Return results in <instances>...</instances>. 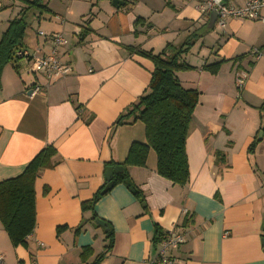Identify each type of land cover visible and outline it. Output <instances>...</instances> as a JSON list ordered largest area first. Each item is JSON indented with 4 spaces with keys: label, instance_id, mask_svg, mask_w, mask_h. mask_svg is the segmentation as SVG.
I'll return each instance as SVG.
<instances>
[{
    "label": "crops",
    "instance_id": "crops-1",
    "mask_svg": "<svg viewBox=\"0 0 264 264\" xmlns=\"http://www.w3.org/2000/svg\"><path fill=\"white\" fill-rule=\"evenodd\" d=\"M41 4L46 11L0 0V40L23 17L20 48L47 55L51 42L38 32L61 33L67 43L57 49L58 59L69 68L53 82L19 60L0 73V182L22 175L43 149L55 151L53 167L33 183L35 228L26 243L13 246L0 224L4 263L92 264L103 255L98 264H152L157 227L183 235L172 252L176 264H264V23L228 18L220 28L213 13L202 15L188 0ZM166 47L186 50L182 61L193 70L176 77L199 94L185 142L188 182L161 178L149 150L144 167L127 170L143 203L124 185L112 186L93 207L108 225L101 227L81 204L104 185L105 164L123 163L132 143L145 142L141 122L113 126L143 95L153 70L126 48L159 54ZM254 48L263 53L259 59ZM222 61L215 75L204 69ZM109 229L113 244L105 252ZM84 248L91 251L82 262Z\"/></svg>",
    "mask_w": 264,
    "mask_h": 264
},
{
    "label": "trees",
    "instance_id": "trees-1",
    "mask_svg": "<svg viewBox=\"0 0 264 264\" xmlns=\"http://www.w3.org/2000/svg\"><path fill=\"white\" fill-rule=\"evenodd\" d=\"M23 1L28 9L33 8L39 12L46 11L41 0ZM120 1L124 2V0ZM26 29L27 26L21 17L10 22L2 35L0 40V73L7 64L18 61L14 57V53L21 49ZM126 50L148 59L152 63L153 70L143 95L125 108L116 118L113 126L141 122L145 128V142L132 143L123 163L105 164L104 174L107 167H121L120 173L111 176L110 181L113 186L124 185L140 203H143L142 194L131 181L127 170L129 167H144L149 150H153L156 155V173L161 178L177 186H184L188 182L185 142L199 94L195 90L184 89L176 77V73L193 70L192 67L182 61V55L186 51L183 48L166 47L159 54L141 52L135 48H126ZM222 63L223 61L204 69L215 75ZM262 109L260 110L262 111ZM254 143L248 149L249 154L253 152ZM54 155L55 151L51 147H47L31 160L22 175L0 182V224L13 246L24 245L27 237L32 234L35 228L33 183L40 171L53 167L51 159ZM105 185L104 178V185L89 201L81 204L83 212L91 211L93 213L92 219L94 221L98 220V217L94 214L93 207L106 194L101 193ZM182 223L185 225L187 221L183 220ZM164 233H161L159 228H155L156 243H159ZM106 235L108 246H106L105 252L109 251L113 244L110 229ZM90 251L89 248L83 249L82 262H85L84 260L90 255ZM102 259L103 255H99L92 264H98Z\"/></svg>",
    "mask_w": 264,
    "mask_h": 264
},
{
    "label": "built area",
    "instance_id": "built-area-1",
    "mask_svg": "<svg viewBox=\"0 0 264 264\" xmlns=\"http://www.w3.org/2000/svg\"><path fill=\"white\" fill-rule=\"evenodd\" d=\"M195 4L196 9L202 15L215 14L216 24L220 28H224L228 18H237L243 20H256L264 23V0H246L242 5H228L225 0H188ZM38 36L47 38L51 42V51L45 55L40 49H35L33 52H28L25 49H19L14 53V57L22 62L30 73L35 74L41 71L48 82H53L66 76L69 73V68L61 64L58 59L57 49L64 46L67 40L61 33L44 34L38 32ZM251 55L255 59L263 56V53L254 48L251 50ZM238 89L243 86V79L238 78L236 81ZM39 87H35L34 92H38ZM183 235L176 230L165 232L159 243L156 258L152 264H176L172 252L176 250L183 242ZM0 264H5L2 255L0 254Z\"/></svg>",
    "mask_w": 264,
    "mask_h": 264
},
{
    "label": "water",
    "instance_id": "water-1",
    "mask_svg": "<svg viewBox=\"0 0 264 264\" xmlns=\"http://www.w3.org/2000/svg\"><path fill=\"white\" fill-rule=\"evenodd\" d=\"M111 5L113 7L123 6L124 5V2H122L120 0H112L111 1ZM260 135H261V133L259 134V137H260ZM121 171H122V168L121 167H107L106 168L105 175H104L106 185L104 186V188H103V190L101 192L102 194H105V193H107L108 191L111 190V188L113 186V183L110 181L111 176L113 174H115V173H120ZM96 223L99 226H101V227H106V223L102 222L101 220H96ZM262 245H263V248H264V240H262Z\"/></svg>",
    "mask_w": 264,
    "mask_h": 264
},
{
    "label": "rangeland",
    "instance_id": "rangeland-1",
    "mask_svg": "<svg viewBox=\"0 0 264 264\" xmlns=\"http://www.w3.org/2000/svg\"><path fill=\"white\" fill-rule=\"evenodd\" d=\"M30 18H32V16H31ZM13 64H14V63H13Z\"/></svg>",
    "mask_w": 264,
    "mask_h": 264
}]
</instances>
